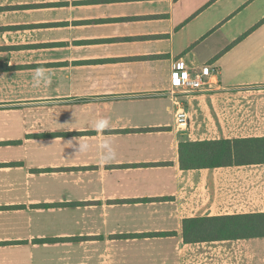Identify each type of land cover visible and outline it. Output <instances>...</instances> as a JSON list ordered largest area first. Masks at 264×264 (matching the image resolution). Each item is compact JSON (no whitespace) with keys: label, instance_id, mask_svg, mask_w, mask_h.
<instances>
[{"label":"crops","instance_id":"obj_1","mask_svg":"<svg viewBox=\"0 0 264 264\" xmlns=\"http://www.w3.org/2000/svg\"><path fill=\"white\" fill-rule=\"evenodd\" d=\"M0 66V264H264V236L183 239L264 213V161L178 154L264 137V0H0Z\"/></svg>","mask_w":264,"mask_h":264},{"label":"trees","instance_id":"obj_2","mask_svg":"<svg viewBox=\"0 0 264 264\" xmlns=\"http://www.w3.org/2000/svg\"><path fill=\"white\" fill-rule=\"evenodd\" d=\"M6 66H0V69ZM182 169L240 165L264 161V137L181 141L178 145ZM264 236V213L186 218L185 242ZM47 242V239H40Z\"/></svg>","mask_w":264,"mask_h":264},{"label":"built area","instance_id":"obj_3","mask_svg":"<svg viewBox=\"0 0 264 264\" xmlns=\"http://www.w3.org/2000/svg\"><path fill=\"white\" fill-rule=\"evenodd\" d=\"M209 73V68L204 66L200 72H191L186 69H173L170 74V83L174 88H180L182 91L198 88L205 84L204 76ZM177 106L174 112L175 122L178 126L186 124L187 113L180 103L174 102Z\"/></svg>","mask_w":264,"mask_h":264},{"label":"clouds","instance_id":"obj_4","mask_svg":"<svg viewBox=\"0 0 264 264\" xmlns=\"http://www.w3.org/2000/svg\"><path fill=\"white\" fill-rule=\"evenodd\" d=\"M40 74L39 73H37V76H39ZM101 126H103V124L101 125Z\"/></svg>","mask_w":264,"mask_h":264},{"label":"rangeland","instance_id":"obj_5","mask_svg":"<svg viewBox=\"0 0 264 264\" xmlns=\"http://www.w3.org/2000/svg\"><path fill=\"white\" fill-rule=\"evenodd\" d=\"M25 207H26V205H25Z\"/></svg>","mask_w":264,"mask_h":264}]
</instances>
